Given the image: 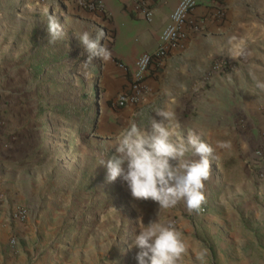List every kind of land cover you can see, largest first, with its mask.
Here are the masks:
<instances>
[{
    "label": "rangeland",
    "instance_id": "374dc122",
    "mask_svg": "<svg viewBox=\"0 0 264 264\" xmlns=\"http://www.w3.org/2000/svg\"><path fill=\"white\" fill-rule=\"evenodd\" d=\"M49 16L65 33L55 42L47 32ZM102 16L61 0H0V109L9 112L23 144L1 195L0 264H138L135 237L158 219L183 228L188 245L183 264H235L244 255L248 264H264V183L249 168L244 177L253 191L239 187V175L222 173L214 185L205 181V210L200 212H189L183 201L160 209L151 199H134L121 180H106L102 162L114 154L131 123L150 130L152 119H159L156 111L167 110V94L151 96L149 91L140 104L119 107L117 94L132 81V72L119 67L112 73L117 65L112 59L88 62L75 37L103 31L101 43L111 51ZM57 43L61 50L51 48ZM42 49L51 52L39 57ZM56 52L59 59H82L63 72L75 82L71 99L87 112L73 123L49 120L47 77L35 71L41 59ZM159 83L166 85L169 78ZM83 87L89 94L80 101ZM20 207L27 208L28 217L13 221Z\"/></svg>",
    "mask_w": 264,
    "mask_h": 264
},
{
    "label": "crops",
    "instance_id": "0c3cea01",
    "mask_svg": "<svg viewBox=\"0 0 264 264\" xmlns=\"http://www.w3.org/2000/svg\"><path fill=\"white\" fill-rule=\"evenodd\" d=\"M62 1L92 13L72 0ZM104 1L107 14H97L103 15L107 38L112 40V60L117 64L112 73L119 67L132 71L142 53L156 50L163 27L180 2L155 0L151 18L146 19L133 0ZM193 25H198L196 31ZM187 28L182 46L171 52L163 65L153 66V75L146 77L145 83L151 96L167 94L177 143L186 142L191 131L214 147L218 158L211 163L209 185L220 181V174L229 173L239 175L235 180L239 187L253 191L252 181L244 177L248 168L264 183L256 163V151L262 146L260 132L264 131V91L256 87V81H264V0H198ZM219 57L231 62L229 72L210 70ZM166 77L169 83L160 84ZM4 110L0 111L1 195L13 174L11 164L21 158L23 149L20 135L9 123V112ZM220 142H230L231 148H216ZM248 263L245 255L235 262Z\"/></svg>",
    "mask_w": 264,
    "mask_h": 264
},
{
    "label": "clouds",
    "instance_id": "9594fccd",
    "mask_svg": "<svg viewBox=\"0 0 264 264\" xmlns=\"http://www.w3.org/2000/svg\"><path fill=\"white\" fill-rule=\"evenodd\" d=\"M47 32L50 42L65 35L54 16L48 17ZM75 37L87 52L88 62L94 58L111 61V51L101 43L105 38L103 31L94 37L83 31ZM256 87L264 91V81H256ZM156 116L159 119H152L150 130L131 123L124 131L114 154L102 162L107 169L106 180L110 183L121 180L134 199H151L158 202L160 209L175 207L183 201L189 212H200L206 203L205 181L211 176L212 161L218 158L215 149L191 131L186 142L177 143L174 114L158 109ZM216 148L230 149L231 144L220 142ZM134 245L140 249L136 255L138 264H183L188 251L182 232L174 224L161 223L159 219L139 231Z\"/></svg>",
    "mask_w": 264,
    "mask_h": 264
},
{
    "label": "built area",
    "instance_id": "2783aa9c",
    "mask_svg": "<svg viewBox=\"0 0 264 264\" xmlns=\"http://www.w3.org/2000/svg\"><path fill=\"white\" fill-rule=\"evenodd\" d=\"M76 5L82 7L92 13L107 14V7L104 0H72ZM137 8L143 13L146 19H150L152 15V4L155 0H133ZM198 0H180L178 5L172 11L169 22L163 27L160 33V42L155 51L144 52L136 60L132 72V81L120 90L116 97V103L119 107H125L130 104H140L149 93L150 88L145 83L146 76L151 71L153 66L163 65L170 53L182 46L188 36V20L191 12L197 6ZM222 12V11H221ZM220 13L222 15L223 13ZM179 16V20L175 17ZM198 25H193V31H196ZM170 33L167 38L166 34ZM231 62L223 57L214 60L210 65L211 71L229 72L232 69ZM262 146L256 151L257 161L259 166V174L264 175V131L260 132ZM205 209L203 208L202 211ZM4 216L3 201L0 194V218ZM28 217V210L25 207H20L11 215L13 221H24ZM183 234V230L177 227ZM11 242L14 244L16 239Z\"/></svg>",
    "mask_w": 264,
    "mask_h": 264
},
{
    "label": "trees",
    "instance_id": "16d2710c",
    "mask_svg": "<svg viewBox=\"0 0 264 264\" xmlns=\"http://www.w3.org/2000/svg\"><path fill=\"white\" fill-rule=\"evenodd\" d=\"M51 48L61 50V45L58 43ZM49 51L39 50L38 56H47ZM60 52V51H59ZM59 52L53 53L49 58L44 57L37 65L35 71L39 75L46 76L45 89L49 97L45 103L47 108L48 118L52 123L66 121L73 123L77 118L82 120L87 112L81 107L77 101H73L72 88L74 87V80L70 79L68 73H63L67 68H72L77 65L82 59L76 55L69 57L68 59H59ZM60 73L64 75L59 76ZM81 82H83L81 80ZM84 85V82H83ZM88 92H84V87L81 89V100H85L88 97Z\"/></svg>",
    "mask_w": 264,
    "mask_h": 264
}]
</instances>
